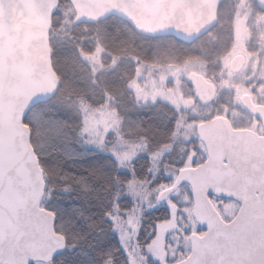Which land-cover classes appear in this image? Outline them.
Instances as JSON below:
<instances>
[{"label":"water","instance_id":"95a60500","mask_svg":"<svg viewBox=\"0 0 264 264\" xmlns=\"http://www.w3.org/2000/svg\"><path fill=\"white\" fill-rule=\"evenodd\" d=\"M69 1L74 24L116 16L139 34L192 42L217 23L224 0ZM259 1L264 7V0ZM58 3L0 0V264L52 261L67 248L65 235L56 230L55 213L43 205L46 183L25 121L30 109L48 101L61 85L50 46ZM242 65L238 55L231 67ZM189 77L197 97L211 101L213 84L198 72ZM222 120L202 124V133L209 135L204 137L208 156L178 175L190 183L205 230L192 234L189 253L173 264H264V138ZM174 187L161 191L159 198L165 199ZM210 194L239 202L236 214L222 218Z\"/></svg>","mask_w":264,"mask_h":264},{"label":"trees","instance_id":"16d2710c","mask_svg":"<svg viewBox=\"0 0 264 264\" xmlns=\"http://www.w3.org/2000/svg\"><path fill=\"white\" fill-rule=\"evenodd\" d=\"M56 13L50 44L61 87L51 99L31 108L25 119L46 182L44 206L55 213L56 230L67 239L66 251L51 264H132L139 257L134 251H144L156 223L167 215L164 207L146 210L142 194H148L152 202L166 170L177 165L179 156L174 146L183 145L180 138H174L178 113L160 102L136 103L126 89L132 74L127 59L122 58L115 70L109 66L113 54L128 57L122 44L131 33H137L127 21L116 16L93 23L69 21L60 30ZM96 25L100 26V34ZM99 45L104 50V67L101 65L94 75L89 57ZM66 71L70 82L65 85ZM102 105L116 109L125 139L145 143L146 151L129 162L133 172L124 170L105 147L88 145L81 137L83 112ZM35 109L41 112L37 123L29 117ZM134 179L145 185V189L136 188V194L132 193ZM129 216H134L137 224L136 242L123 245L117 229ZM149 263L154 264L150 259Z\"/></svg>","mask_w":264,"mask_h":264},{"label":"rangeland","instance_id":"374dc122","mask_svg":"<svg viewBox=\"0 0 264 264\" xmlns=\"http://www.w3.org/2000/svg\"><path fill=\"white\" fill-rule=\"evenodd\" d=\"M253 1H232L231 6L236 8L232 20L234 34L228 47L230 51L218 61H214V59L208 60L209 62L202 59H182L177 61L174 48L178 43L173 37L151 38L132 33L131 38L122 44L123 47L127 48L128 57L113 54L110 58L108 64L112 66L113 70L122 62V58L127 59L131 64L132 74L131 78L126 82V89L131 91L138 105H154L159 102H165L176 110L178 118L175 123V136L176 139L184 140L183 145L176 144L174 146V150L178 151L179 156V159H176L177 165L170 170H166L165 180L158 184L154 200L150 202L147 198L148 194H142L146 210L164 207L167 209V215L156 223L154 235L150 237L151 239L146 244L144 251H134L139 257L132 264H150L149 259L154 264H172L189 253L192 234L201 233V227L203 226L193 206L190 186L186 182L180 184L163 200L159 198V194L173 185L178 170L190 165L192 160L199 162L203 159V145L197 133V125L203 119L211 117L214 105L200 104L189 79L190 73L192 71H203L206 74V71H211V73L220 77H218L220 80H218V90L228 89L227 82L232 76L224 74L229 71L232 55L243 50L252 37L251 32L246 30L248 23H256V32L260 39V50L264 51V11L256 9L255 18L250 12H243L247 6L253 4ZM56 10V22H59L60 30H62L69 21H73L75 10L69 0H59ZM95 30L98 34L100 26L96 25ZM125 31L131 32L129 29ZM120 49L124 50L119 46ZM119 50L117 49L116 51ZM103 53V46L99 45L95 48L92 56L89 57L94 75L99 71L101 65L102 68L104 67L101 59ZM95 70L97 71L95 72ZM69 77V72L66 71V76L64 77L65 85L70 82ZM63 92H65L64 87ZM227 112L229 111L224 112L222 115L225 116ZM40 113L39 109L31 111L29 114L30 120L37 123ZM82 125L81 137L84 143L97 148L105 147L114 154L115 159L124 170L133 172L129 162L137 154L146 151V146L144 142L138 143L135 140L132 142L124 138L122 120L115 108L107 105H102L98 108H87L83 112ZM189 147L192 148L191 152H189ZM193 147H197L196 150ZM131 185L135 187L132 190L134 194L138 193L136 188L145 189V185L138 184L135 179ZM212 201L225 218H232L239 207V204L232 199L220 198ZM133 217H127L118 226L117 234L123 245H129L131 240L136 242L137 224ZM42 262H46L43 264H51V261Z\"/></svg>","mask_w":264,"mask_h":264},{"label":"flooded vegetation","instance_id":"af4514ba","mask_svg":"<svg viewBox=\"0 0 264 264\" xmlns=\"http://www.w3.org/2000/svg\"><path fill=\"white\" fill-rule=\"evenodd\" d=\"M232 1L234 0H224L220 4L218 9L217 23L204 35L198 37L192 42H186L176 37H173L178 43L174 48L177 55V61H181L182 59H202L207 62H209L208 60L214 59V61H218L219 59H222V57L227 55V53L230 51V49H228L230 45L229 43L232 40L234 34L232 20L236 8L234 6H231ZM256 9L264 11V7L261 5L259 0H257V2L256 0H254L253 4L247 6L243 10V12H250L251 15H253V17L255 18ZM246 30H249L252 36L248 41L249 43L246 44L243 50L238 51L232 55L229 63V71L227 72V74H224L223 72L224 75L232 76L231 79L227 82L228 89L218 90L220 77L214 75L213 73H211V71H206V74L203 71L198 72L202 74L205 79H207L213 84L215 92L213 99L209 102H203L199 98H197V100L200 102L201 105H214V110L211 117L203 119L197 125V133L201 136L200 140L203 145V159L199 162L192 160L190 165L186 166L185 168L197 166L198 164L202 163L208 156L204 137L208 139L209 135L202 133V124L204 122L212 121L216 118H222L223 122L219 123H223V125H228L233 129H249L256 132V135L258 137L264 138V122L262 120V118L264 117V111H260V113H255L251 108L252 106H256L258 107V109L260 107H264V51L262 52L260 50V39L258 33L256 32V23H248ZM227 49L228 51L226 52ZM238 55L243 56V65L240 69L234 70L231 67L232 61ZM246 68L248 69L246 70ZM219 93L221 94L220 96ZM161 103L167 104L165 102ZM226 111L229 112L225 113V116L222 115ZM211 126L214 127L215 125L211 124ZM182 141L184 142V140ZM185 143L187 142L185 141ZM193 148L194 150H196L197 147ZM191 149L192 148L189 147V152H191ZM180 171L181 170H178L176 173L177 180L179 175L178 173H180ZM176 178L173 183H176L175 189L180 184L186 182L185 179H179V181H176ZM186 183L188 184V182ZM220 198L223 197L210 195L211 200ZM222 217L226 220L230 219L225 218L224 216ZM203 232L204 227H201L200 234H202Z\"/></svg>","mask_w":264,"mask_h":264},{"label":"bare ground","instance_id":"6f19581e","mask_svg":"<svg viewBox=\"0 0 264 264\" xmlns=\"http://www.w3.org/2000/svg\"><path fill=\"white\" fill-rule=\"evenodd\" d=\"M50 46H51V44H50ZM67 249V248H66ZM66 251V250H65ZM177 262V261H176ZM175 263V262H174ZM173 264V263H172Z\"/></svg>","mask_w":264,"mask_h":264}]
</instances>
